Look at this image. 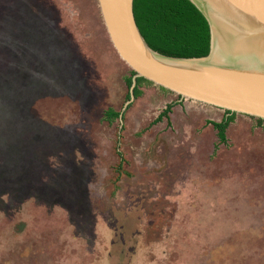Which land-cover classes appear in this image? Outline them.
I'll list each match as a JSON object with an SVG mask.
<instances>
[{"label": "rangeland", "instance_id": "obj_1", "mask_svg": "<svg viewBox=\"0 0 264 264\" xmlns=\"http://www.w3.org/2000/svg\"><path fill=\"white\" fill-rule=\"evenodd\" d=\"M130 72L96 0H0V264H264V122Z\"/></svg>", "mask_w": 264, "mask_h": 264}, {"label": "water", "instance_id": "obj_2", "mask_svg": "<svg viewBox=\"0 0 264 264\" xmlns=\"http://www.w3.org/2000/svg\"><path fill=\"white\" fill-rule=\"evenodd\" d=\"M96 1L112 47L134 72L123 110L143 78L179 101L264 120V0H189L209 27V52L199 58L153 51L137 27L134 0Z\"/></svg>", "mask_w": 264, "mask_h": 264}, {"label": "trees", "instance_id": "obj_3", "mask_svg": "<svg viewBox=\"0 0 264 264\" xmlns=\"http://www.w3.org/2000/svg\"><path fill=\"white\" fill-rule=\"evenodd\" d=\"M133 12L137 27L146 44L155 52L176 58H199L209 52V27L204 16L189 0H134ZM125 79L128 88L132 85V76ZM142 86H153L143 78H137L133 88L134 98L142 95ZM169 93L163 88H158ZM170 94V93H169ZM130 94L126 95L129 100ZM172 104H169L150 124L168 119ZM225 116L220 122H212L220 143L226 142V130L234 121L236 113L224 111ZM119 112L109 108L104 112V118L113 122L119 117ZM258 123L264 120L257 119ZM120 156V154H119Z\"/></svg>", "mask_w": 264, "mask_h": 264}]
</instances>
